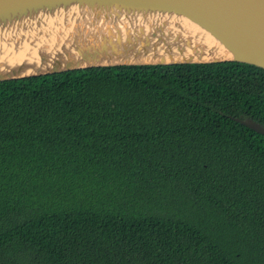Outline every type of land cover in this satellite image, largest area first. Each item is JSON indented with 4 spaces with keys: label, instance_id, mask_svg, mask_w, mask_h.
I'll use <instances>...</instances> for the list:
<instances>
[{
    "label": "trees",
    "instance_id": "1",
    "mask_svg": "<svg viewBox=\"0 0 264 264\" xmlns=\"http://www.w3.org/2000/svg\"><path fill=\"white\" fill-rule=\"evenodd\" d=\"M264 68L0 80V264H264Z\"/></svg>",
    "mask_w": 264,
    "mask_h": 264
},
{
    "label": "water",
    "instance_id": "2",
    "mask_svg": "<svg viewBox=\"0 0 264 264\" xmlns=\"http://www.w3.org/2000/svg\"><path fill=\"white\" fill-rule=\"evenodd\" d=\"M221 61L264 68V0H0V80Z\"/></svg>",
    "mask_w": 264,
    "mask_h": 264
},
{
    "label": "bare ground",
    "instance_id": "3",
    "mask_svg": "<svg viewBox=\"0 0 264 264\" xmlns=\"http://www.w3.org/2000/svg\"><path fill=\"white\" fill-rule=\"evenodd\" d=\"M225 55H229V53L225 49L219 48L216 57H224Z\"/></svg>",
    "mask_w": 264,
    "mask_h": 264
}]
</instances>
